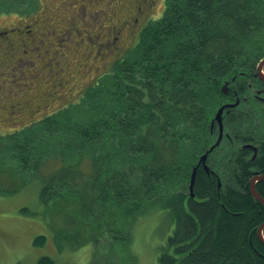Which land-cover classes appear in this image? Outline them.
<instances>
[{
    "label": "trees",
    "instance_id": "trees-1",
    "mask_svg": "<svg viewBox=\"0 0 264 264\" xmlns=\"http://www.w3.org/2000/svg\"><path fill=\"white\" fill-rule=\"evenodd\" d=\"M46 2L0 0V18L18 17L0 29V34L8 32L0 35V43L10 48L3 50L0 63L13 67L20 61L15 42L27 33L18 28L29 26L35 36ZM162 2L161 15L142 23L135 42L75 100L66 91L72 86L62 89L55 82L58 75L50 83L38 79L48 87L41 102L53 110L50 114L33 110L23 120L21 105L29 106L16 102L20 112L10 113V120L20 128L0 135V196L17 195L39 179L44 217L49 225L62 227L52 232L58 246L66 238L76 247L72 241L83 234L64 233L61 225L69 215L80 214L89 221L81 228L92 229L79 246L92 244L102 251L113 243L112 254L117 244L123 247L110 264H138L127 249L135 224L154 204L169 211L173 225V235L160 246L159 264H264V243L258 237L263 217L254 208L255 203L258 210L263 206L250 192L244 166H237L242 160L224 157L220 194L216 181L200 170L195 198L189 194L195 164L211 143L210 120L226 101L223 84L235 78L247 89L264 57V0ZM66 3L71 11L82 5L68 0L60 6ZM141 10L144 21L145 4L138 14ZM0 76L6 85L8 77ZM0 94L10 103L6 86ZM48 163L59 166L47 175L43 168ZM256 167L264 173V161ZM257 190L264 197V181ZM101 225L110 228L111 241L100 237ZM46 241L41 235L34 245ZM38 264L56 262L43 256Z\"/></svg>",
    "mask_w": 264,
    "mask_h": 264
},
{
    "label": "rangeland",
    "instance_id": "rangeland-1",
    "mask_svg": "<svg viewBox=\"0 0 264 264\" xmlns=\"http://www.w3.org/2000/svg\"><path fill=\"white\" fill-rule=\"evenodd\" d=\"M67 1L47 0L46 10L39 14L44 19L42 18L40 26L35 28V36L38 39L32 41L35 36H32L31 31L29 34H19L25 40L30 39L28 42H15L19 50L15 56H18L20 61L13 67L8 63L9 67L0 63V74H5L9 80L6 85L0 80V89L6 86L12 95L9 103L8 98H3L0 94V135H7L20 128L17 127L18 122L14 121L13 124L10 120L13 119L11 114L20 112L15 110L19 107L18 104L32 108L26 109L21 105L20 117L23 120L30 119L33 110H39L42 114H50L49 112L53 111L45 107V101L41 102L48 87L40 80L48 79L47 83H50L59 75L55 82H59L62 89L72 86L71 89L66 88V91L75 100L85 87L97 80L100 73L106 72L111 61L120 57L127 47L135 42L141 24L147 19L159 17L164 10L162 0H81L82 5L77 11H71L67 3L66 6H60ZM73 4L74 2L70 3V6ZM143 4L146 5L144 21L140 16L144 10L138 14V9ZM17 18L4 15L0 18V29L9 27ZM25 23L32 24V21ZM3 50L8 51L10 48L0 43V60L4 56ZM5 69L7 72L2 71ZM34 80H37L34 84L36 91L29 88ZM211 121L212 118L210 124ZM14 125L16 127H13ZM58 166L59 164L48 163L43 168V173L48 175ZM40 189V180L33 179L19 194L0 196V264H38V260L43 256L51 257L56 264H110L111 257L123 250V247L117 244L112 254L110 247L113 243L102 246V251L96 250L92 244L79 246V241L84 242L87 237H91L88 234L91 233L90 228L92 229L90 225L88 228H81L89 221L83 219L80 214L69 215L61 226L65 228L64 233L68 230L71 234L82 233L83 236L79 237L78 242L72 241L76 247H70L67 242L69 240L63 238L60 248L52 232L62 227L49 225L45 219ZM153 206L154 209L148 211L135 224L130 252L127 249V254L134 256L132 258L138 264H159L160 246L173 235L169 211L160 210L155 204ZM124 220L126 221V218L122 215L121 221ZM101 227L104 231L102 230L103 235L100 237L107 236L111 241L108 232L110 228L102 225ZM41 235L47 236L46 243L40 247L35 246V238Z\"/></svg>",
    "mask_w": 264,
    "mask_h": 264
},
{
    "label": "flooded vegetation",
    "instance_id": "flooded-vegetation-1",
    "mask_svg": "<svg viewBox=\"0 0 264 264\" xmlns=\"http://www.w3.org/2000/svg\"><path fill=\"white\" fill-rule=\"evenodd\" d=\"M143 1L148 2V0ZM28 28L29 26L24 25V28H18V30H23L25 33H28L31 31ZM2 34L8 35V32L4 30ZM20 40L22 42L25 41L21 36ZM254 76V80L250 79L248 81L247 89H242L235 78L229 81L228 90H223L225 92L224 95H226V101L221 105L234 103H236V105L225 106L222 112V135L220 124L215 120L217 111L221 107V105H219L212 116L210 124V132L212 136L211 143L195 164V167L198 166L197 171L200 170L201 172H204L209 178H213L216 181L218 194L221 193L223 188V183L221 181V176L223 175L221 162L224 157H228L229 160H234L236 162L239 160L243 161V163L239 165L237 164V166H244L245 169L242 170V172H245L246 174L245 180L248 179L251 194L252 180L264 174L263 169H258L256 167V164L260 163V165H262V162L264 161V78L257 73V68ZM237 108L239 109L235 110ZM241 119H245L247 124L243 123ZM206 153L207 156L201 161V157ZM228 163L229 161L227 164ZM234 164L236 165V163ZM260 181L264 180H258L256 182V190L257 184ZM258 193L260 194L259 191ZM195 196L196 194L194 193V198ZM252 196L264 208V204L253 194ZM260 196L264 199L261 194ZM258 207L260 208V206L255 203L254 208H256L259 214H261V217H263V222L258 227V229H260V226L264 224V210L262 207V209L258 210Z\"/></svg>",
    "mask_w": 264,
    "mask_h": 264
},
{
    "label": "water",
    "instance_id": "water-1",
    "mask_svg": "<svg viewBox=\"0 0 264 264\" xmlns=\"http://www.w3.org/2000/svg\"><path fill=\"white\" fill-rule=\"evenodd\" d=\"M263 67H264V60L260 63L259 67H258V73L261 75L262 78H264V74H263ZM226 85H228L227 83L225 84V87L223 90H225L226 88ZM226 91V90H225ZM224 110V107H222L217 116H216V120L219 122L220 124V130H221V135H222V130H223V124H222V112ZM207 155H204L202 158H201V161L203 159H205ZM196 175H197V168H194L193 172H192V175H191V179H190V191L192 192V195H193V188H194V185H195V180H196ZM258 180H264V174L261 175V176H258L256 178H254V180H252V187H251V191H252V194L258 198L263 204H264V199L260 196V194L258 193V191L256 190V187H255V184ZM263 230H264V224L261 226V228L258 230V236H259V239L264 243V236H263Z\"/></svg>",
    "mask_w": 264,
    "mask_h": 264
},
{
    "label": "bare ground",
    "instance_id": "bare-ground-1",
    "mask_svg": "<svg viewBox=\"0 0 264 264\" xmlns=\"http://www.w3.org/2000/svg\"><path fill=\"white\" fill-rule=\"evenodd\" d=\"M253 119V118H252ZM225 121V120H224ZM244 121V120H243ZM213 123H214V121H213ZM245 125V124H244ZM255 126V125H254ZM248 129V128H247ZM197 170H198V167H197ZM194 193H195V191L193 190V195H192V192L190 191L189 192V194H190V197H192V198H194ZM225 193V192H224ZM261 228V227H260Z\"/></svg>",
    "mask_w": 264,
    "mask_h": 264
}]
</instances>
